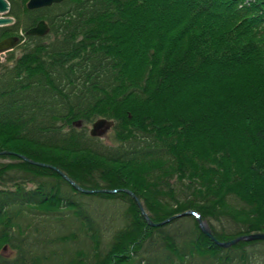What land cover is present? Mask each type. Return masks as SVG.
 <instances>
[{"label": "trees", "instance_id": "1", "mask_svg": "<svg viewBox=\"0 0 264 264\" xmlns=\"http://www.w3.org/2000/svg\"><path fill=\"white\" fill-rule=\"evenodd\" d=\"M27 1L0 26V151L96 191L0 154V264H264V239L184 213L264 233V0ZM123 189L180 215L149 225Z\"/></svg>", "mask_w": 264, "mask_h": 264}, {"label": "water", "instance_id": "2", "mask_svg": "<svg viewBox=\"0 0 264 264\" xmlns=\"http://www.w3.org/2000/svg\"><path fill=\"white\" fill-rule=\"evenodd\" d=\"M60 1H62V0H28L26 3V6L28 9H34V8H38V7L49 6L53 3H57ZM9 8H10V4H9L8 0H0V26L10 25L14 22V18L12 16L8 15ZM48 30H49V28H48V25L45 23V21L40 20V21H38V23L35 26L28 29L26 33L29 35H44L48 32ZM17 42H18V37L14 36V35L8 36V37L0 40V52L6 51V50L12 48L14 45L17 44ZM112 126H113L112 120H108L106 118H97L94 122H92L91 127L89 129V134L91 136H102ZM0 154H16L17 156H19L20 158H22L23 160H25L31 164L52 168V169L58 171L74 188H76L77 190H79L81 192L87 193V192L96 191V190H90V189H86V188L81 187L74 180H72L67 175H65L63 172H61L56 167H54L50 164L32 160V159H30V158H28L22 154H17L15 152H12L9 150L0 151ZM123 190L125 192L129 193L136 200L138 206L140 207V209L142 211V214L145 216V219L149 225H153V226L159 225V224L168 222L171 219L175 218L176 216L180 215V214H176V215H173V216L166 218L165 220H163L161 222L154 223L146 216L144 210L142 209V205L140 204V201L137 199V197L130 190H127V189H123ZM105 191L113 192L116 190H105ZM184 213L196 214L195 216L197 217V220L199 222V227L202 230V232L206 236H208L210 239H212L215 243H217L221 246H224V247L232 245L239 240L264 239V233L263 232H255V233H250L247 235H240V236H237L231 240L220 242V241L216 240V238L211 233L207 223L201 219V217L199 216L198 213H195L193 211H186Z\"/></svg>", "mask_w": 264, "mask_h": 264}, {"label": "built area", "instance_id": "3", "mask_svg": "<svg viewBox=\"0 0 264 264\" xmlns=\"http://www.w3.org/2000/svg\"><path fill=\"white\" fill-rule=\"evenodd\" d=\"M7 51H1L0 52V60H3L4 59V56H5V53H6Z\"/></svg>", "mask_w": 264, "mask_h": 264}, {"label": "rangeland", "instance_id": "4", "mask_svg": "<svg viewBox=\"0 0 264 264\" xmlns=\"http://www.w3.org/2000/svg\"><path fill=\"white\" fill-rule=\"evenodd\" d=\"M104 139L106 138V140H107V138H108V134H105V136L103 137ZM195 212V211H194Z\"/></svg>", "mask_w": 264, "mask_h": 264}, {"label": "flooded vegetation", "instance_id": "5", "mask_svg": "<svg viewBox=\"0 0 264 264\" xmlns=\"http://www.w3.org/2000/svg\"><path fill=\"white\" fill-rule=\"evenodd\" d=\"M38 8H40V7H38ZM39 21H40V20H39ZM37 23H38V22H37ZM37 23H36V24H37ZM36 24H35V25H36ZM35 25H34V26H35ZM17 43H18V42H17Z\"/></svg>", "mask_w": 264, "mask_h": 264}]
</instances>
